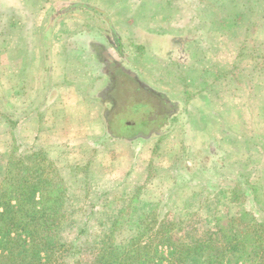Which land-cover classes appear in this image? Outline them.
<instances>
[{"label": "rangeland", "instance_id": "obj_1", "mask_svg": "<svg viewBox=\"0 0 264 264\" xmlns=\"http://www.w3.org/2000/svg\"><path fill=\"white\" fill-rule=\"evenodd\" d=\"M123 1L0 0V180L14 151L27 158L46 150L72 196L61 241L74 242L90 218L93 232L80 240L88 261L121 211L118 244L153 211L160 221L187 222L176 237L190 231L189 243L214 241L232 208L242 229L241 208L264 220V0H156L158 15L144 28L157 37L147 40L119 20H139L153 5ZM48 49L59 64L52 81L63 85L24 114L49 80ZM69 83L82 85L77 99L62 92ZM93 102L102 114H85L100 108ZM145 122L157 128L145 142L117 137ZM234 197L244 207L230 204ZM225 260L241 264L233 254Z\"/></svg>", "mask_w": 264, "mask_h": 264}, {"label": "trees", "instance_id": "obj_2", "mask_svg": "<svg viewBox=\"0 0 264 264\" xmlns=\"http://www.w3.org/2000/svg\"><path fill=\"white\" fill-rule=\"evenodd\" d=\"M118 42L122 45L119 39ZM130 76L144 92L159 94L141 85L136 75ZM147 124H130L129 132L117 137L126 140L137 137L145 142L150 133L157 131L154 127L147 128ZM25 157L14 151L0 180V264H187L193 257H200L203 264H225L229 254L235 255L241 264H264V220H259L253 213L255 210L246 207L241 208L243 229L235 225L241 222V217H233L232 208L226 214L230 215L227 228L219 225L214 241L199 243L188 242L190 231L184 232L187 238L184 241L176 237L189 226L187 222L176 225L173 221H160L153 211L140 216L128 242L118 244L115 233L122 223L124 211H121L110 230L101 236L96 258L84 260L88 242L80 240L88 237L87 232H93L87 224L90 218L80 227L74 242H62L61 233L69 222L65 208L72 199L68 186L57 165L44 152H32ZM250 188L252 192L259 190V187ZM178 189H182V185L179 184ZM238 202L241 200L234 197L229 203ZM241 207H244L242 203ZM162 246L169 249V258L161 251Z\"/></svg>", "mask_w": 264, "mask_h": 264}, {"label": "crops", "instance_id": "obj_3", "mask_svg": "<svg viewBox=\"0 0 264 264\" xmlns=\"http://www.w3.org/2000/svg\"><path fill=\"white\" fill-rule=\"evenodd\" d=\"M123 1V0H122ZM132 1V0H131ZM161 1V0H160ZM124 3H125V5L124 4H121V6L122 7H125V6H127V7H129V2H126V1H123ZM118 3L119 2H116V7H120L119 5H118ZM143 4H142V9H146V7H147V5L148 6H151V4L153 5V7L155 8H152L151 10H150V14L149 15H146L145 17H143V18H141V19H139V20H136L132 15H126V17H124L123 19H122V21L121 20H119L122 24H124L125 26H126V28L127 29H129V28H139V30L140 31H142V33H141V37H142V39H153V37H157L156 35H154V31H148V30H146V28H144V26L146 25L145 23H147V24H151V22L153 21V22H155V18H156V16L158 15L157 13V10H156V8H157V6H158V3L156 2V0H146V2H142ZM145 5V6H144ZM131 7V6H130ZM114 9V13L116 12V9L115 8H113ZM109 13V12H108ZM102 14L105 16V19H106V21L109 23V26H110V28H113L114 30H115V26H114V24H112V22L110 21V19H108V16H109V14L108 15H106V13H104V12H102ZM158 20H156V22H157ZM152 25V24H151ZM112 29V30H113ZM132 29H129V31L131 32V30ZM150 33H152L153 35H149ZM159 33V37H170V38H172V36L171 35H167V36H165L164 34H162V32L161 31H159L158 32ZM119 34V33H118ZM120 35V34H119ZM176 40H178V38L176 39ZM177 42H179V40L177 41ZM116 49H117V51H118V47H116ZM53 50V49H52ZM52 50L50 49H48L46 52H45V56H47V58H46V61H48L47 62V68H46V70H47V74H48V81L46 80L45 82L47 83V84H45V87L44 88H42L41 90H39V93H41L42 94V97H40L39 99H38V101H36V105H34V107H31V108H27V112L26 113H24V114H29V112L30 111H32L33 110V108H36V107H38L40 104H42L44 101H45V99H46V95L48 94V92H49V89L50 88H53V87H60V85L62 86L63 84L61 83V82H55V81H52L53 79H54V77H55V75H56V73L54 72V70H56V66L57 65H59V64H57V62H56V60L54 59L53 60V63H52V61L50 60V56H51V54H52ZM105 53V52H104ZM50 55V56H49ZM52 58V57H51ZM24 62V61H23ZM26 63V62H25ZM51 64V65H50ZM26 66H27V64H26ZM53 67V68H52ZM58 69V68H57ZM39 71V70H38ZM51 71H53L54 73L52 74V76H51ZM105 71V70H104ZM104 71H103V73H104ZM32 76V75H31ZM34 78V75H33V77H32V79ZM56 78V77H55ZM55 82V83H54ZM53 85V86H52ZM77 85H79V88H81L82 87V85L81 84H78V83H69V85L67 84V85H65V88L64 89H62V92L63 91H65L64 92V94H69L70 95V97L71 98H76L77 99V96L79 95V93H78V91L79 90H77ZM95 95H97V96H99V94H95ZM79 98H81V97H79ZM74 99H72V101H74ZM82 101L81 102H85L86 100L85 99H81ZM172 100V99H171ZM53 101H55V100H52V102L51 101H49V103H54ZM57 101V100H56ZM55 101V102H56ZM48 103V102H47ZM48 103V104H49ZM93 103H95V104H97L100 108L99 109H97L96 110V112H92L91 110L90 111H87V112H85V114H102L101 112H100V109L103 111V109H104V107L103 108H101V105H100V103H96V102H93ZM170 103H172V101L170 102ZM63 107V106H62ZM62 107H59L58 108V110H57V112H56V114L57 113H59V112H61V109H62ZM69 108H71L70 106H68ZM51 105L49 104L48 106H46V114H52V113H50L49 111H51ZM32 109V110H31ZM37 109V108H36ZM72 110H75L74 108H71ZM25 111V110H24ZM100 112V113H99ZM31 113V112H30ZM42 114V113H41ZM45 114V113H44ZM79 114V113H78ZM27 116V115H26ZM28 117V116H27ZM26 117V118H27ZM108 133V132H107ZM108 135V134H107ZM98 136H100L101 137V140H104V133L102 134H100V135H98ZM109 137V136H108ZM113 141H115L114 139H112ZM107 141H104V142H102L103 143V145H105V143H106ZM41 152H44L47 156H48V153H47V151L46 150H40ZM55 165H57V164H55ZM58 167V166H57Z\"/></svg>", "mask_w": 264, "mask_h": 264}]
</instances>
